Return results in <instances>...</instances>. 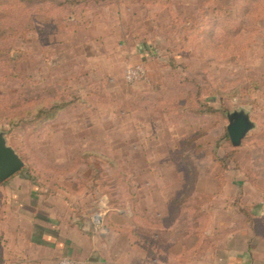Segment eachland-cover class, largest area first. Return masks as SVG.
I'll return each mask as SVG.
<instances>
[{
	"label": "rangeland",
	"instance_id": "obj_1",
	"mask_svg": "<svg viewBox=\"0 0 264 264\" xmlns=\"http://www.w3.org/2000/svg\"><path fill=\"white\" fill-rule=\"evenodd\" d=\"M61 1L0 0V131L25 162L0 185V229L8 196L29 181L38 194L72 195L95 233L153 222L162 241L173 227L183 242L189 227L198 259L215 213L249 208L230 202L239 193L247 200L250 190L236 177L255 184L256 170L264 174V0L166 11L159 26L145 28L153 32L145 61L126 58L114 43H88L95 28L86 19L104 6L64 20L71 14ZM140 63L149 82L128 84L126 68ZM59 103L65 107L54 119L34 120ZM204 106L221 111L201 114ZM235 111L255 123L239 147L226 138Z\"/></svg>",
	"mask_w": 264,
	"mask_h": 264
},
{
	"label": "crops",
	"instance_id": "obj_2",
	"mask_svg": "<svg viewBox=\"0 0 264 264\" xmlns=\"http://www.w3.org/2000/svg\"><path fill=\"white\" fill-rule=\"evenodd\" d=\"M201 1H108L101 14L91 12L86 19H90L88 26L95 28L88 43L96 46L114 43L115 49L126 51V58L145 61L153 53L147 34L153 32L145 28L159 26L167 16L166 11L190 10ZM256 171L259 180L255 184L244 182L240 176L233 179L239 187L250 188L247 200L246 195L241 199L239 193L232 195V201L225 198L221 202L241 200L249 208L239 211L235 206L217 211L216 222L203 232L201 243L194 250L196 254L204 252L198 259L192 257L194 245L189 227L185 229L183 242L178 241L177 228L173 227L166 230L168 241H162L160 228L153 222L151 226L142 222L141 226L129 227L120 222L118 230L106 228V232L95 233L85 221V214L71 206L72 201L68 200L72 195L38 194L39 186L26 181L27 190L18 189L8 196L9 216L0 229L4 241L0 244V264H58L62 258L81 264H264V193L255 188L263 187L264 192V174ZM234 181L232 191H240ZM141 214L152 220L157 218L153 212Z\"/></svg>",
	"mask_w": 264,
	"mask_h": 264
},
{
	"label": "water",
	"instance_id": "obj_3",
	"mask_svg": "<svg viewBox=\"0 0 264 264\" xmlns=\"http://www.w3.org/2000/svg\"><path fill=\"white\" fill-rule=\"evenodd\" d=\"M228 134L232 145L239 147L247 135L254 130L255 123L245 111H235L228 116ZM25 166L15 149L8 145L5 133L0 131V185L8 181Z\"/></svg>",
	"mask_w": 264,
	"mask_h": 264
},
{
	"label": "trees",
	"instance_id": "obj_4",
	"mask_svg": "<svg viewBox=\"0 0 264 264\" xmlns=\"http://www.w3.org/2000/svg\"><path fill=\"white\" fill-rule=\"evenodd\" d=\"M108 1L110 2L111 0H63L59 2V9L68 11L71 14V16H66L64 20L69 17H72L71 19L75 20L74 17L77 11L89 9L90 6H94L95 8L100 9L103 6H105L108 3ZM68 21H71V20H68ZM1 33L2 31L0 30V34ZM64 107H65L64 104L59 103V104L53 105L48 110L40 109L35 114L34 120L39 121V122H44L47 120L54 119L58 115L59 111L63 110ZM200 111H201L200 112L201 114H212V113H218L221 110H217L213 108L212 106H204V107H201ZM226 138L230 140L228 132L226 133ZM229 155L231 154L229 153ZM18 174L14 175L13 177L17 176Z\"/></svg>",
	"mask_w": 264,
	"mask_h": 264
},
{
	"label": "built area",
	"instance_id": "obj_5",
	"mask_svg": "<svg viewBox=\"0 0 264 264\" xmlns=\"http://www.w3.org/2000/svg\"><path fill=\"white\" fill-rule=\"evenodd\" d=\"M124 78L126 82L131 85L149 82L148 71L145 65L141 63L126 68L124 72ZM100 220H102V214L96 215L94 217V223H96V225L101 224ZM58 264H81V263L71 258H62L61 260H59Z\"/></svg>",
	"mask_w": 264,
	"mask_h": 264
}]
</instances>
